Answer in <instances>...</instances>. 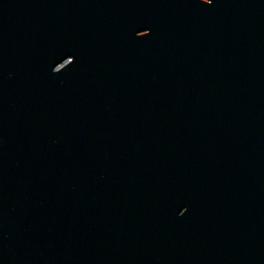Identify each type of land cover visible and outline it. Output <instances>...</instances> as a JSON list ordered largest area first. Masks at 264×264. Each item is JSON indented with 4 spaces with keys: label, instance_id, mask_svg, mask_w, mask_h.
Segmentation results:
<instances>
[{
    "label": "water",
    "instance_id": "95a60500",
    "mask_svg": "<svg viewBox=\"0 0 264 264\" xmlns=\"http://www.w3.org/2000/svg\"><path fill=\"white\" fill-rule=\"evenodd\" d=\"M0 264H264V0H0Z\"/></svg>",
    "mask_w": 264,
    "mask_h": 264
}]
</instances>
